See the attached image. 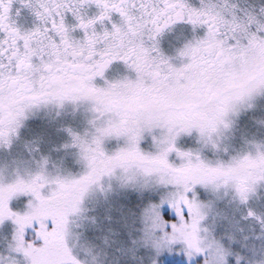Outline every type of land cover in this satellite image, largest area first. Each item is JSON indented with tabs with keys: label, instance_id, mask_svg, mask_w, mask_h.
<instances>
[{
	"label": "snow or ice",
	"instance_id": "obj_1",
	"mask_svg": "<svg viewBox=\"0 0 264 264\" xmlns=\"http://www.w3.org/2000/svg\"><path fill=\"white\" fill-rule=\"evenodd\" d=\"M0 264H264V0H0Z\"/></svg>",
	"mask_w": 264,
	"mask_h": 264
},
{
	"label": "flooded vegetation",
	"instance_id": "obj_2",
	"mask_svg": "<svg viewBox=\"0 0 264 264\" xmlns=\"http://www.w3.org/2000/svg\"><path fill=\"white\" fill-rule=\"evenodd\" d=\"M18 22L25 25V26H27L28 23H30V21H28L26 18V14H22L21 17L18 19Z\"/></svg>",
	"mask_w": 264,
	"mask_h": 264
}]
</instances>
